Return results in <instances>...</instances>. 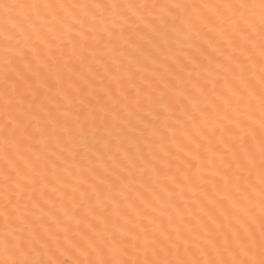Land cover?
I'll list each match as a JSON object with an SVG mask.
<instances>
[{
    "label": "snow or ice",
    "instance_id": "6c2138e0",
    "mask_svg": "<svg viewBox=\"0 0 264 264\" xmlns=\"http://www.w3.org/2000/svg\"><path fill=\"white\" fill-rule=\"evenodd\" d=\"M0 264H264V0H0Z\"/></svg>",
    "mask_w": 264,
    "mask_h": 264
}]
</instances>
